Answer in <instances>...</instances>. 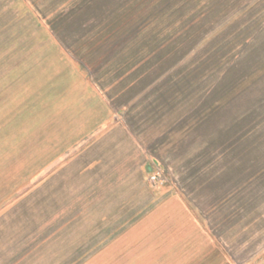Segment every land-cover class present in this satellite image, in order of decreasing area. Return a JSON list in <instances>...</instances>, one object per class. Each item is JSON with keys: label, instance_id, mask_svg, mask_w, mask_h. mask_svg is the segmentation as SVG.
Wrapping results in <instances>:
<instances>
[{"label": "rangeland", "instance_id": "obj_1", "mask_svg": "<svg viewBox=\"0 0 264 264\" xmlns=\"http://www.w3.org/2000/svg\"><path fill=\"white\" fill-rule=\"evenodd\" d=\"M90 1L0 0V264H264V0L121 77Z\"/></svg>", "mask_w": 264, "mask_h": 264}, {"label": "trees", "instance_id": "obj_2", "mask_svg": "<svg viewBox=\"0 0 264 264\" xmlns=\"http://www.w3.org/2000/svg\"><path fill=\"white\" fill-rule=\"evenodd\" d=\"M99 1L91 0L89 3L95 4ZM242 2L244 0H126L121 8L116 10L112 17L105 22L104 27H102L105 30H103L102 35H99L96 44L106 41L116 28L117 22L129 28L120 37L118 36L120 38L117 40L120 45L118 49L111 55L108 54L106 57L100 58L99 62L105 63L107 67L105 72H111L116 77H121L124 73L128 75L132 65L138 63L145 65L146 59L151 56L149 44L152 33H157L159 30L164 31V25L169 18L173 21L181 19L182 22L178 21L175 26L178 34H185L186 32L187 35H190L197 33L200 28L206 27L205 29L211 28L210 34L217 36L249 9L247 8L248 3ZM152 3L155 4L154 7H159L156 11V17L147 12ZM229 13L230 15L225 18V15ZM135 16H140L142 19L136 26H131L128 23ZM223 17L224 19L219 21ZM217 21L220 23L214 25ZM197 37L202 41L204 37L207 38L208 36H204L200 32L196 34ZM92 65H94L92 68L95 67L94 70L99 67V65L96 66V61Z\"/></svg>", "mask_w": 264, "mask_h": 264}, {"label": "water", "instance_id": "obj_3", "mask_svg": "<svg viewBox=\"0 0 264 264\" xmlns=\"http://www.w3.org/2000/svg\"><path fill=\"white\" fill-rule=\"evenodd\" d=\"M229 15H230V13H229V14H226V15H225L226 17H225V16H224V17L227 18ZM224 17L221 18L219 21L223 20ZM219 21H217L214 25H218V24L220 23ZM214 25H213V26H214ZM213 26H212V27H213Z\"/></svg>", "mask_w": 264, "mask_h": 264}]
</instances>
